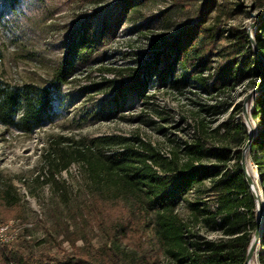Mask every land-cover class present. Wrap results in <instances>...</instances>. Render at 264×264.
Listing matches in <instances>:
<instances>
[{
  "label": "rangeland",
  "instance_id": "obj_1",
  "mask_svg": "<svg viewBox=\"0 0 264 264\" xmlns=\"http://www.w3.org/2000/svg\"><path fill=\"white\" fill-rule=\"evenodd\" d=\"M124 1L0 0L1 76L15 83L44 84L66 54L69 35L79 29L81 22L87 20L94 28L99 27L105 15H117ZM204 1L133 0L120 18L114 36L101 40L76 61L73 75L62 85L63 101L54 121L31 133L0 123V168L20 196L18 206L4 209L0 215V226L7 227L2 237H10L8 246L28 242L35 258L41 254H90L101 247L111 253L114 226L123 222L126 235L118 237L117 243L133 250L137 257L143 253L141 264H176L150 238L147 225L152 213L134 214L121 203L99 200L97 190L106 192L111 189L110 184L101 179L94 183L81 161L59 170L55 162L68 156L64 151L82 146V141L110 135L129 138L138 147L142 141L165 155L173 145L169 138H190L200 122L207 123L208 128L215 127L238 105L247 132L251 129V135L254 133L251 106L260 91L256 89L264 80L258 77H243L236 85L207 92L196 82L175 88L153 75L145 90L147 97L137 99L129 93L123 109L107 112L111 89L128 79L130 69L145 64L153 50L170 36L195 23ZM214 4L216 8L205 16L206 23L218 31V38L205 48L209 50L207 63L211 68L202 74H211L210 80L217 67L236 53L230 33L244 30L253 40L255 29L264 18V0H214ZM252 50L257 54L254 46ZM180 73L177 66L174 76ZM211 104H217L220 112L213 114L204 109ZM234 119L239 120L238 114ZM208 138L231 148L239 146L241 140L213 133ZM247 152L248 148L244 150V160L260 197L262 221V190L257 185L258 177L255 181L257 169ZM208 185V180L195 184L177 205L193 240L220 236L202 215L195 218L190 209L191 202L209 204L215 200L214 194L206 191ZM259 247L256 237L250 264H260Z\"/></svg>",
  "mask_w": 264,
  "mask_h": 264
},
{
  "label": "trees",
  "instance_id": "obj_2",
  "mask_svg": "<svg viewBox=\"0 0 264 264\" xmlns=\"http://www.w3.org/2000/svg\"><path fill=\"white\" fill-rule=\"evenodd\" d=\"M132 2L125 0L116 16L105 15L99 27L94 28L87 20L81 22L79 29L69 35L66 54L44 84L10 82L0 74V123L6 128L31 133L54 121L63 101L62 85L73 75L76 61L101 40L114 36L120 18ZM215 6L214 0H205L195 23L186 25L154 49L145 64L129 68L128 79L111 89L107 112L123 109L129 93L137 99L147 97L145 90L153 75H157L159 82H169L175 88L196 82L207 92L236 85L243 77L263 80L264 18L254 32L257 54L244 30L231 32L235 39L233 52L236 53L217 67L211 80V74H202L204 69L211 68L207 63L206 51L209 50L205 49L206 45L218 34L205 19ZM2 57L0 46V60ZM177 66L181 73L174 76ZM204 109L213 114L220 112L217 104L207 105ZM235 113L239 120L234 119ZM251 117L256 127L247 154L257 169L264 205V87L253 98ZM193 132L190 138H169L173 145L165 155L142 141L138 147L126 137L98 136L82 141V146L69 152L64 151L68 156H61L55 167L57 170L66 169L71 162L81 161L87 166L94 183L101 179L111 186L106 192L97 190L99 200L121 203L134 214L139 212L147 216L152 213L150 225L147 223L150 238L156 248L174 259V263L244 264L256 226V205L240 163L248 132L239 105L215 127L208 128L207 123L200 122ZM211 133L241 139L240 145L231 148L213 142L208 138ZM206 158L213 160L206 163L203 161ZM204 180L209 181L206 191L212 192L215 200L209 204L206 201L191 202L190 209L195 218L202 215V219L220 236L193 240L189 224L180 218L177 205L195 184ZM19 204L20 196L14 184L0 168V215L2 210ZM114 229L111 253L101 247L90 254L67 253L59 257L41 254L35 258L28 242L22 241L15 246H8L10 242H6L0 243V264H141L143 253L137 257L133 250L128 251L117 243L118 237L126 235V224L118 223ZM258 243V261L264 264V211Z\"/></svg>",
  "mask_w": 264,
  "mask_h": 264
},
{
  "label": "water",
  "instance_id": "obj_3",
  "mask_svg": "<svg viewBox=\"0 0 264 264\" xmlns=\"http://www.w3.org/2000/svg\"><path fill=\"white\" fill-rule=\"evenodd\" d=\"M250 42H251L252 47L254 46L255 50L257 52L256 46H255V43H254V39L253 40L250 39ZM263 87H264V80H263V83L256 90H260ZM242 110H243L244 117L247 120V115H246V112H245L244 108ZM250 138H251V129H249V131H248V138H247V140H246V142L244 144V148L242 150V156H241L240 163H241V167H242V169L244 171L245 179H246L247 183L249 184L250 189H251V191H252V193L254 195V198H255V205H256L255 221H256V226H255L252 238H251L250 243H249L248 248H247V253H246L244 264H248V261H249L251 255H252V251L254 249L253 240L256 237L259 238V226H260V222H261V210H262L260 197L258 196V192H257V190L255 188V185H254V178H252L253 176L249 174V172H248V170L246 168V164H245V160H244V154H243L244 150L246 148H248V146H249Z\"/></svg>",
  "mask_w": 264,
  "mask_h": 264
},
{
  "label": "bare ground",
  "instance_id": "obj_4",
  "mask_svg": "<svg viewBox=\"0 0 264 264\" xmlns=\"http://www.w3.org/2000/svg\"><path fill=\"white\" fill-rule=\"evenodd\" d=\"M257 177H258V174L256 172V174H255V181H256ZM5 228L7 229V227L0 226V235H2V236L4 235L3 231H4ZM2 241H3V239H0V243H2ZM255 241H256V238L253 240L254 246H255ZM250 262H251V257H250V259L248 261V264H250Z\"/></svg>",
  "mask_w": 264,
  "mask_h": 264
},
{
  "label": "built area",
  "instance_id": "obj_5",
  "mask_svg": "<svg viewBox=\"0 0 264 264\" xmlns=\"http://www.w3.org/2000/svg\"><path fill=\"white\" fill-rule=\"evenodd\" d=\"M0 239H5V243L10 239V237H2V235H0Z\"/></svg>",
  "mask_w": 264,
  "mask_h": 264
}]
</instances>
